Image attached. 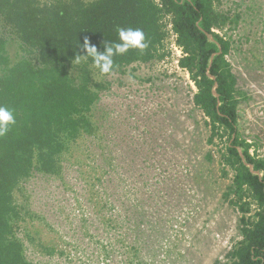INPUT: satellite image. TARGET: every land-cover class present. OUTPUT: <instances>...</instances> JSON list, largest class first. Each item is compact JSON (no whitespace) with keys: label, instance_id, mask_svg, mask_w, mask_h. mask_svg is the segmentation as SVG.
<instances>
[{"label":"trees","instance_id":"trees-1","mask_svg":"<svg viewBox=\"0 0 264 264\" xmlns=\"http://www.w3.org/2000/svg\"><path fill=\"white\" fill-rule=\"evenodd\" d=\"M218 2L0 0V106L15 117L0 137V264H34L17 235L29 216L17 195L24 197L23 185L29 180L62 179L65 170L77 191H92L85 197L86 208L70 223L60 212L64 207L52 202L50 226L59 238L72 234L66 245L79 255L74 257L77 262H70L71 253L38 245L47 257L65 256L67 264H190L180 237L198 213L195 199L203 198L198 197L191 158H168L170 151L176 156L181 151L179 142L173 148L177 125L168 124L167 132L155 139L144 138L148 129L134 125L119 132L111 114L102 115L99 109L110 82L96 79L126 75L134 65L160 63L169 56L170 32L184 54L179 67L196 88L192 103L208 129L206 145L225 142L216 157L215 151H207L204 161H216L221 179L231 175L221 198L239 215L240 239L214 264H264V159L250 154L252 145L238 132L241 99L227 60L233 46L228 33L238 29L241 16L219 10ZM119 28L142 30L147 47L114 56L107 75L93 67L91 58L76 62L84 54L85 39L102 52L104 42H117ZM12 44L20 52L15 58L9 53ZM215 83L218 99L212 95ZM81 142L86 144L83 165L73 154ZM237 148L262 174L260 179L242 163ZM81 167L101 174L92 177ZM191 244L188 249H193Z\"/></svg>","mask_w":264,"mask_h":264},{"label":"rangeland","instance_id":"rangeland-1","mask_svg":"<svg viewBox=\"0 0 264 264\" xmlns=\"http://www.w3.org/2000/svg\"><path fill=\"white\" fill-rule=\"evenodd\" d=\"M217 8L232 14L239 13L241 16L238 29L228 33L233 46L227 57L237 77L241 99L238 132L242 139L252 145L250 154L264 159V0H219ZM220 35H224V32H220ZM9 53L12 58L18 56V46L12 44ZM159 64L134 65L126 75L96 76L98 80L110 82V90L101 95L100 114L110 113L109 117L117 121L119 132L125 126L147 128L146 139H155L156 135L166 133L168 124L177 125V138L173 141V148L179 142L181 151L178 149L177 156L170 151L168 158H191L202 194L198 197L203 198L201 201L195 199L198 213L194 218H189V227L183 228V236L180 238L183 239V248L188 250L186 256L190 264H214L217 260L223 261L226 253L240 239L237 227L239 215L221 198L231 175L227 180L221 179L216 161L208 164L203 158L207 151H215L216 157V150L225 142L216 146L206 145L209 132L202 114L192 103L195 86L191 87L182 73H175L170 61L165 65L166 68ZM151 133L155 135L151 136ZM173 138L174 136L170 137ZM84 148L86 144L81 142L73 152L81 165L87 163L83 159L84 155H81ZM81 168L88 174V167ZM89 173L92 177L101 174L100 171L94 174L90 170ZM71 178V173L65 170L62 179H31L23 185L24 197L17 195L18 202L29 213L19 225L17 235L25 245L28 259L34 264L68 263L65 256L59 259L58 256L47 257L38 245L71 253L68 260L77 262L74 257L79 254L66 245L72 234L59 238L55 227L50 226L54 219L48 210H52L55 205L52 202L58 200L61 207H64L58 211L70 223L78 216V210L86 208L85 197L90 195L92 188L77 191L72 186ZM58 207L60 206L55 210ZM181 216L183 219L185 214ZM64 227L67 232L69 228ZM197 231H200L199 235ZM196 234L193 249H188Z\"/></svg>","mask_w":264,"mask_h":264},{"label":"clouds","instance_id":"clouds-1","mask_svg":"<svg viewBox=\"0 0 264 264\" xmlns=\"http://www.w3.org/2000/svg\"><path fill=\"white\" fill-rule=\"evenodd\" d=\"M147 47L145 34L140 29L133 28H119L117 29V42H104L102 52H98L95 46H91L87 39H85L82 48L83 55H77L76 62L79 63L82 59L87 60L91 58L93 67L98 69L101 75L110 74L112 71L113 57L123 55L129 50L142 51ZM15 124V117L8 107L0 106V137L5 136L10 127Z\"/></svg>","mask_w":264,"mask_h":264},{"label":"built area","instance_id":"built-area-1","mask_svg":"<svg viewBox=\"0 0 264 264\" xmlns=\"http://www.w3.org/2000/svg\"><path fill=\"white\" fill-rule=\"evenodd\" d=\"M168 29L171 30V26H168ZM167 50L169 52V56L160 62V66L166 68V64L170 61V64L173 66V70L175 73H182L185 76V79L189 82L191 87H194V82L191 80L189 73L179 67V60L184 56L182 49L176 44V36L170 32V37L167 40ZM166 72V71H165Z\"/></svg>","mask_w":264,"mask_h":264},{"label":"water","instance_id":"water-1","mask_svg":"<svg viewBox=\"0 0 264 264\" xmlns=\"http://www.w3.org/2000/svg\"><path fill=\"white\" fill-rule=\"evenodd\" d=\"M207 37L209 38L210 41H213V38H212L211 35H208V34H207ZM218 54H219V53H218ZM214 56H215V54L211 56L210 64L212 63V60H213ZM208 77H209L210 79H212V80H215V78H214L212 75H210V74H208ZM217 87H218V85L215 83L214 86H213V88H212V95H213L216 99L219 98V96H218V94H217V92H216ZM234 137H235V136L233 135L232 140L234 139ZM232 140H231V141H232ZM237 150H238V153H239V155H240V158H241L242 163H243V164L249 169V172H250L252 175H256V176H258L259 179H260V178L262 177V174H261L260 172H258V171H255L254 168H253V165L248 164V163L245 162V158H244V156H243V154H242L240 148H237Z\"/></svg>","mask_w":264,"mask_h":264}]
</instances>
